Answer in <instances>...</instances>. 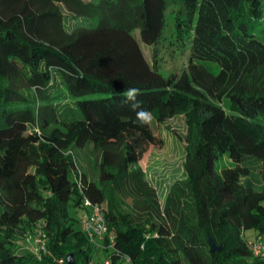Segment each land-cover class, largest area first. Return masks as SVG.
<instances>
[{"label":"trees","instance_id":"obj_1","mask_svg":"<svg viewBox=\"0 0 264 264\" xmlns=\"http://www.w3.org/2000/svg\"><path fill=\"white\" fill-rule=\"evenodd\" d=\"M262 2L0 0V264H67L68 254L71 264H100V255L104 264H264L245 236H264ZM168 9L189 55L164 76L134 31L153 48ZM127 88L140 89L157 123L184 116V175L162 202L139 162L163 140L150 123H134ZM84 146L94 178L76 159ZM223 155L232 164L217 167ZM117 194L131 198L128 209ZM83 197L100 205L113 236L101 247L71 213L87 209ZM37 230L39 254L25 242Z\"/></svg>","mask_w":264,"mask_h":264},{"label":"rangeland","instance_id":"obj_2","mask_svg":"<svg viewBox=\"0 0 264 264\" xmlns=\"http://www.w3.org/2000/svg\"><path fill=\"white\" fill-rule=\"evenodd\" d=\"M172 8H175V6ZM262 9H264V2H262ZM168 13L169 9L167 10V23L164 28L163 37L153 48L144 44L140 40L138 30L134 31L135 37L140 43L145 57L149 61H152V53L155 48L157 53V69L164 76H168L172 73H180L186 64L189 55L188 45L185 48H181L175 43L173 37V18L172 14ZM258 22L259 24L255 26V32L264 39V17L259 19ZM199 62L211 73L217 74L219 72L220 68L216 62L207 60H200ZM261 122H264V116L261 117ZM150 124L155 135L160 137L163 142L161 145L150 146L139 164L144 169L145 175L150 184L156 188L160 201L162 202L168 186L184 175L182 163L185 156L186 143L184 135L186 132V124L183 115L175 116L161 123H157L151 118ZM74 152L82 170H85L90 177H96L97 173L94 168L95 164L92 155L89 152V148H85V146L84 148L76 147L74 148ZM231 164L232 162L226 155H223L216 160L217 167L228 166ZM253 171L258 173V170L256 169H253ZM49 178L53 184H56L59 181L58 177L53 173H50ZM115 197L122 209H128L132 203L130 197L123 198L120 194L115 195ZM87 211L88 209L79 208L77 212L74 213L71 208V213L78 217ZM255 234L256 231L253 229H246L245 231V236L248 238H254ZM34 237L27 240L25 235V242L31 251L39 254L41 248L34 242ZM103 258L104 256L100 255V258L98 259L100 260V264H104V261L102 260Z\"/></svg>","mask_w":264,"mask_h":264},{"label":"built area","instance_id":"obj_3","mask_svg":"<svg viewBox=\"0 0 264 264\" xmlns=\"http://www.w3.org/2000/svg\"><path fill=\"white\" fill-rule=\"evenodd\" d=\"M83 204L87 207L88 211L82 214L80 217V227L87 235L90 242H92L95 246L101 247V241L104 238V235L107 234V226L106 222L101 210V207L98 203H95L88 199L87 197H83ZM108 235L109 241L113 240V236ZM34 237V236H33ZM32 235H27V240H30ZM34 242L40 246V248L44 245V239L40 231H36ZM250 250L256 255H264V236H256L254 238H249L246 241ZM125 261H130L129 257H125ZM59 264L63 263V259H57ZM91 264H97L92 262ZM106 264H110L108 260Z\"/></svg>","mask_w":264,"mask_h":264},{"label":"clouds","instance_id":"obj_4","mask_svg":"<svg viewBox=\"0 0 264 264\" xmlns=\"http://www.w3.org/2000/svg\"><path fill=\"white\" fill-rule=\"evenodd\" d=\"M140 95V89L127 88L123 93L122 103L127 104L135 112L136 119L134 123L139 126H146L150 123L151 114L141 106V102L138 99Z\"/></svg>","mask_w":264,"mask_h":264},{"label":"water","instance_id":"obj_5","mask_svg":"<svg viewBox=\"0 0 264 264\" xmlns=\"http://www.w3.org/2000/svg\"><path fill=\"white\" fill-rule=\"evenodd\" d=\"M207 242L209 245L210 252L219 251L221 249V246L216 245L215 241L213 240V238L211 236H208ZM66 261H67V264L72 263V255L71 254H68L66 256Z\"/></svg>","mask_w":264,"mask_h":264}]
</instances>
